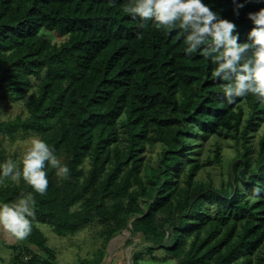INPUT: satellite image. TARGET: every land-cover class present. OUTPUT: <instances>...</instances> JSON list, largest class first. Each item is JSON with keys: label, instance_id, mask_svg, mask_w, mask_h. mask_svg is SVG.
I'll return each mask as SVG.
<instances>
[{"label": "trees", "instance_id": "obj_1", "mask_svg": "<svg viewBox=\"0 0 264 264\" xmlns=\"http://www.w3.org/2000/svg\"><path fill=\"white\" fill-rule=\"evenodd\" d=\"M205 2L237 24L240 43L252 27L247 14L264 7L250 0L236 18L233 0ZM126 6L128 0H0V101L22 97L32 88V78L40 80L38 93L26 102L28 116L0 122V133L40 135L69 168L67 176L58 177L55 168L46 167L49 185L43 195L33 193L27 247L4 244L17 252L10 264H57L39 225L47 223L64 236L95 219L107 220L105 201L124 194L133 174L132 169L123 173L124 167L139 161L145 144L157 143L163 149L158 166L146 173L150 189L145 192L138 181L135 193V199L147 196L150 203L144 209L128 206L109 240L123 230L133 233L134 227L160 237L157 245L168 252L182 253L176 264H264V103L249 95L227 104L225 82L211 75L215 65L199 52L187 56L179 29L158 30L152 22L141 28L124 12ZM41 30L67 38L52 44ZM243 103L248 109L244 121ZM260 127L258 157L251 159L249 134ZM119 128L126 147L115 149L111 162L108 148L117 142ZM231 132L244 152L231 164L227 182L218 188L192 186L203 167L192 161L187 187L175 198L186 140L193 134L226 138ZM86 157L92 168L83 177L79 166ZM9 158L0 149V162ZM213 158L220 162L218 148ZM107 163L111 167L104 174ZM31 191L23 180L0 186V203L17 202ZM131 214L137 215L129 222ZM146 253L154 252L147 247Z\"/></svg>", "mask_w": 264, "mask_h": 264}, {"label": "rangeland", "instance_id": "obj_2", "mask_svg": "<svg viewBox=\"0 0 264 264\" xmlns=\"http://www.w3.org/2000/svg\"><path fill=\"white\" fill-rule=\"evenodd\" d=\"M42 34L52 44L59 45L66 40V36H61L55 32H46L41 30ZM1 74V73H0ZM32 88L24 94L22 97L11 100L0 101V122L13 121L16 117L20 116L22 119L28 116L26 109V102L32 94H37L39 91L40 80L32 78ZM242 109L244 112L243 121L247 118V106L243 103ZM243 124V123H242ZM241 125L240 128H242ZM233 133L228 134L226 138H218L214 135L202 138L198 135H191L187 140L185 152L182 155L181 167L178 170V176L175 181L178 184L174 197H178V193L181 189L187 187L186 184V170L192 161H199L203 164V167L198 171L193 178L192 186H198L200 184L211 185L214 188H218L224 185L230 175L231 164L237 158L238 155L244 152V144L241 140H235L232 138ZM262 134V127L257 132L251 133L247 143L249 149L248 156L252 158L258 157V140ZM32 137H39L40 135L28 131H17L13 134L0 133V149H3L6 154L10 155L12 159H17L22 156L23 152L29 146V142ZM126 147L125 135L119 128L117 142L109 146L108 151L110 155V161H114L115 149L119 152L124 151ZM216 148L219 149L220 162L214 161V153ZM163 149L162 144L157 143L153 146L145 144L144 150L139 154V161L133 164H128L124 167V172L132 169L133 174L129 181L124 194L119 197H113L105 201V206L109 213L107 220L95 219L89 225L79 230L74 234H66L64 236H58L51 231L50 225L47 223L39 225V228L43 235L46 237V245L50 247L55 254L57 264H82L83 260L94 261L99 260V264H133V256L136 255L138 259L137 264H176L182 253L174 255L171 252L161 248L157 245L161 238L148 235L145 236L138 232L134 227L133 233L129 230H123L114 234L115 236L109 240L110 231L115 228V222L122 219L126 215L128 206L134 207L138 205L141 209L145 208V203H150V198L147 196L136 197V191L139 187L138 181L145 186V192L150 189L146 173L150 168L158 166L161 151ZM134 166V168H133ZM111 164L105 165L104 174L110 169ZM92 165L88 157H86L79 166L83 177L87 176L91 170ZM122 173V174H123ZM60 177V176H58ZM103 174L101 175V178ZM121 175L119 176L120 179ZM21 182V181H20ZM19 182V183H20ZM10 179H6L3 184H19ZM135 199V200H134ZM212 210L213 205H208ZM75 210L80 209V206H76ZM128 219L130 222L133 216L137 214H131ZM109 240L108 242H106ZM164 241H168L166 238ZM107 243V244H106ZM190 239L186 242V245L182 248V251L188 249ZM7 245H17L18 247H27V239L18 240L11 234L0 229V264H10L14 262L17 252L6 248ZM106 245L105 254L102 253L103 246ZM153 249V256L146 253V248ZM31 249L37 253L36 249ZM261 250V249H260ZM257 251L253 255V260L256 259ZM28 259V256L24 257Z\"/></svg>", "mask_w": 264, "mask_h": 264}, {"label": "clouds", "instance_id": "obj_3", "mask_svg": "<svg viewBox=\"0 0 264 264\" xmlns=\"http://www.w3.org/2000/svg\"><path fill=\"white\" fill-rule=\"evenodd\" d=\"M250 0L237 3L233 0V16ZM264 4V0H255ZM131 19L139 20L143 28L148 22L158 30L179 29L187 56L201 54L215 65L211 75L223 84L227 104L249 95L264 103V7L249 12L246 19L251 24L246 42L240 43L237 24L222 18L205 0H128L124 8ZM56 169L57 176H67L69 168L62 164L52 148L43 139L32 137L29 146L17 159L0 162V184L6 179L16 183L21 180L32 191L21 194L17 202L0 203V229L18 240H24L32 230L34 195H43L49 185L46 167Z\"/></svg>", "mask_w": 264, "mask_h": 264}, {"label": "water", "instance_id": "obj_4", "mask_svg": "<svg viewBox=\"0 0 264 264\" xmlns=\"http://www.w3.org/2000/svg\"><path fill=\"white\" fill-rule=\"evenodd\" d=\"M131 264H132V260H131Z\"/></svg>", "mask_w": 264, "mask_h": 264}, {"label": "built area", "instance_id": "obj_5", "mask_svg": "<svg viewBox=\"0 0 264 264\" xmlns=\"http://www.w3.org/2000/svg\"><path fill=\"white\" fill-rule=\"evenodd\" d=\"M24 260H27V259H24Z\"/></svg>", "mask_w": 264, "mask_h": 264}]
</instances>
